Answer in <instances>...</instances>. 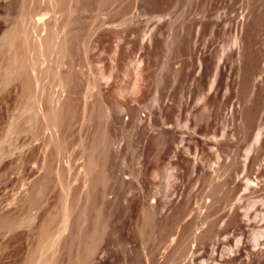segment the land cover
Here are the masks:
<instances>
[{
    "label": "rangeland",
    "instance_id": "rangeland-1",
    "mask_svg": "<svg viewBox=\"0 0 264 264\" xmlns=\"http://www.w3.org/2000/svg\"><path fill=\"white\" fill-rule=\"evenodd\" d=\"M95 1L0 0V264H264V0Z\"/></svg>",
    "mask_w": 264,
    "mask_h": 264
},
{
    "label": "bare ground",
    "instance_id": "bare-ground-1",
    "mask_svg": "<svg viewBox=\"0 0 264 264\" xmlns=\"http://www.w3.org/2000/svg\"><path fill=\"white\" fill-rule=\"evenodd\" d=\"M27 0H22V7H26L25 5L27 4V6H28V4L30 5L31 4V2L30 3H27L26 2ZM29 1V0H28ZM31 1V0H30ZM48 2L50 1V0H47ZM121 2L120 0H96L95 2H96V7H95V10H93L94 12L96 11V16H95V19L93 18V21L95 20V21H97V20H100V19H98L99 17L101 18V16H111V12H110V8L112 7V6H114V9H115V4L117 3V2ZM160 1V3L163 1V0H159ZM178 1V0H177ZM182 1V0H181ZM191 1V0H190ZM26 2V3H25ZM56 2V1H55ZM54 1H52L51 2V4L52 3H55ZM58 2H60V1H58ZM118 2V3H119ZM164 2V1H163ZM50 3V2H49ZM62 3V2H61ZM60 3V4H61ZM123 3H124V1H123ZM56 4V3H55ZM59 4V5H60ZM119 4H121V3H119ZM119 4H116V6H118ZM24 5V6H23ZM58 5V6H59ZM53 6V5H52ZM88 6V5H87ZM86 7V6H85ZM122 7V6H121ZM120 7V8H121ZM55 8V7H54ZM88 8V7H87ZM113 8V7H112ZM60 9V8H59ZM58 9V7L56 6V8L54 9V12L55 11H58V12H61V10H59ZM84 10H82V11H85V8H83ZM89 9V8H88ZM126 10V9H125ZM87 11V10H86ZM112 12H114V14L115 13H117L118 14V12H115L116 11V9H115V11H113V10H111ZM118 11V10H117ZM128 11V10H127ZM57 12V13H58ZM94 12H92V13H94ZM123 12H124V10H123ZM28 13H30V12H27V14H25V15H23V19H22V21H23V23H22V29H21V31L18 33V36L22 39V42H23V45H24V48H26V50H28L29 52H32L33 50H39V49H41L42 50V46L44 45V43H45V51L48 53H51L52 51H54V50H56V49H60V48H64L65 46H67V45H65L66 44V41H65V43H64V40H62V38H61V41H63V42H61L60 41V36H59V33H60V31H58L59 29H57V27L55 28V26L53 27L52 25L54 24V23H51V21H50V24H48L49 23V20H47V17H45L44 16V13H46L47 14V12H35V14H33V15H31V14H28ZM36 13H38L40 16H38ZM44 16H42L41 14ZM108 13H110V14H108ZM119 13H120V9H119ZM121 13H122V11H121ZM45 14V15H46ZM94 14V15H95ZM113 14V13H112ZM128 14V12H125L124 13V15H127ZM94 15H93V17H94ZM36 16H38V18L36 17ZM104 16V17H105ZM34 17H36L35 19H34ZM47 20V22L45 21V20ZM105 20V21H104ZM104 20H102L101 21V24H105L106 23V19H104ZM42 22V24H40ZM52 24V25H51ZM48 25H50V26H48ZM55 25V24H54ZM52 26V27H51ZM83 28V27H82ZM81 28V29H82ZM46 30V31H45ZM43 31H45V33L43 32ZM43 32V33H42ZM77 33V32H76ZM75 33V34H76ZM43 34V35H42ZM44 34H46V36H44ZM61 34V33H60ZM74 34V35H75ZM79 34H80V32H79ZM79 34H76L77 35V37H79L78 35ZM75 35V36H76ZM42 36H44V37H42ZM74 36V37H75ZM76 37V38H77ZM179 37V36H178ZM177 38V37H176ZM178 39V38H177ZM177 39H175L174 41H176ZM77 40V39H76ZM173 41V42H174ZM71 43V42H70ZM68 44V43H67ZM41 50H39V51H41ZM43 51H44V49H43ZM44 51V52H45ZM36 57H34L30 62H27L26 61V63H27V66L25 65V63H23V62H18V66H19V68L21 69H23V67H25V69L23 70V71H20L23 75H25L26 76V79H25V82H26V85H27V88H28V92H29V94L30 95H32V88H30V86H31V84H32V75H31V70H35V69H37V66H38V64H39V62H40V60H39V58H38V60H37V58L35 59ZM24 62H25V60H23ZM32 87V86H31ZM28 109L29 110H31L32 109V113H33V117H34V119L37 117V113H38V109H37V104L35 105V102L34 103H31V104H29L28 105ZM51 111V112H50ZM50 111H48V117H49V119H50V124L51 125H53V126H56L58 123H56L55 122V124H54V120H55V118L56 119H58V112H55L56 110L54 109V112L55 113H57V115H56V117H55V115H53V109H52V107H51V110ZM52 113V114H51ZM101 115H98V117H100ZM55 117V118H54ZM54 119V120H53ZM100 119V118H99ZM57 121V120H56ZM58 122V121H57ZM58 126V125H57ZM95 144H96V142H95ZM57 146H58V144H57ZM60 146V145H59ZM61 147V146H60ZM97 147H98V143L95 145V146H93L92 147V149L93 150H96L97 149ZM61 151V150H60ZM94 153V152H93ZM93 153H92V155H93ZM58 155L57 156H59V151H58V153H57ZM89 155H91V154H89ZM61 157H62V155H61ZM60 157V158H61ZM91 158H92V156H90ZM63 158V157H62ZM90 158V159H91ZM89 159V160H90ZM93 159L94 158H92V160L91 161H93ZM62 159H60L59 161H61ZM88 160V161H89ZM91 161H89V163H91ZM94 163V162H93ZM51 166H52V162H51V164H50ZM50 165H47V166H50ZM92 163L91 164H89L88 165V163H87V167H86V173H88L90 170L89 169H91L92 168ZM89 166V167H88ZM91 166V167H90ZM84 167V166H83ZM83 167H81V169H84ZM53 168V167H52ZM52 168H51V170H50V173H51V171H53L52 170ZM55 170V169H54ZM89 170V171H88ZM88 171V172H87ZM48 175V174H47ZM46 175V176H47ZM85 181H86V183H87V179H85ZM84 181V182H85ZM94 182V181H93ZM46 183V182H45ZM94 183H96V181L94 182ZM94 183H92L93 185H94ZM44 184V183H43ZM40 189V188H39ZM89 191V190H88ZM37 192V191H36ZM90 193V192H89ZM88 195V194H87ZM39 195H37V193L35 194V192L33 191V194L29 197V203H30V206L32 205V206H34V205H36V204H38V202H39V197H38ZM89 198V197H88ZM89 199H87V203H89V201H88ZM87 203H86V205H87ZM67 208V207H66ZM65 208V210H64V213H63V223H62V225L58 228V231H57V233L56 234H52L51 235V237H50V242H48V243H46V244H42L41 246H39L42 250H43V253H45L46 251H48V249H50L51 247H53L57 242H60V239H61V236H62V234L64 233V231L65 230H67V228H68V224H69V218H70V210H68V209H66ZM97 208V207H96ZM87 210H88V206H86V207H83V209L79 212V214H78V217H77V220H78V226H79V228H81V226H84V225H81L82 224V222L84 221V219H83V217H85V214H86V212H87ZM101 217L102 216H100L99 217V215L97 216V218H96V220L98 221V218L99 219H101ZM149 217V216H148ZM151 218H149V220H150ZM5 220V219H4ZM2 221V220H1ZM3 222H5L6 223V221H3ZM100 222V221H99ZM98 222V223H99ZM85 223V222H84ZM76 224H77V222H76ZM101 224V223H100ZM0 225H1V222H0ZM4 226H5V224H4ZM98 226V225H97ZM97 226H95V227H97ZM85 227V226H84ZM102 229V228H101ZM43 231H45V228H43L42 229ZM80 230V229H79ZM94 233H93V236H92V244H91V247L90 246H88V245H86L87 247H90V248H88V249H86V253H85V255H84V257L87 255V254H89L90 256L92 255V254H90V253H93L92 251H94V249L96 250V247H98L97 245H99V243L101 242V240H102V238H103V235H101L100 233V231H98V229L97 228H95L94 230ZM100 232V233H99ZM102 232H103V230H102ZM82 233V232H81ZM87 234V233H86ZM76 235H78V236H76ZM76 235H71V237L69 236V239L71 240V241H78V239H79V241H80V239L81 238H83V235L81 234L80 236H79V233L78 234H76ZM82 236V237H81ZM90 236V235H89ZM91 237V236H90ZM89 237V238H90ZM71 241H69V242H71ZM82 241H83V239H82ZM81 242V241H80ZM71 244H72V242H71ZM90 245V244H89ZM88 256V255H87ZM87 256H86V258H87ZM86 260V259H85Z\"/></svg>",
    "mask_w": 264,
    "mask_h": 264
}]
</instances>
